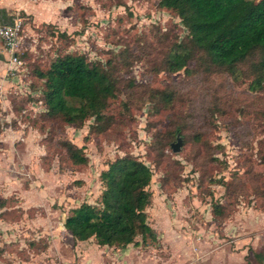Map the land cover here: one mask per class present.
I'll return each instance as SVG.
<instances>
[{"label": "rangeland", "instance_id": "rangeland-1", "mask_svg": "<svg viewBox=\"0 0 264 264\" xmlns=\"http://www.w3.org/2000/svg\"><path fill=\"white\" fill-rule=\"evenodd\" d=\"M158 1L59 0L54 22L18 11L25 16L17 52L23 63L13 69L0 59V264H56L77 252L98 264V245L73 238L62 223L70 205L98 200L101 170L124 154L152 169L146 209L156 225L171 218L190 230V224L214 221L219 238H227L224 222L236 219L240 208L264 212V80L252 82L264 52L232 72L193 50L186 70L168 72V52L176 42L187 43V29ZM74 50L109 58L116 69L118 90L108 100L107 120L97 124L100 131L89 128L92 118L80 127L43 119L38 100L29 99L41 87L34 69ZM178 136L182 145L174 151ZM62 137L83 145L88 161L72 164L59 145ZM219 241L232 248L227 239ZM254 252L249 246L245 264H264Z\"/></svg>", "mask_w": 264, "mask_h": 264}, {"label": "trees", "instance_id": "trees-1", "mask_svg": "<svg viewBox=\"0 0 264 264\" xmlns=\"http://www.w3.org/2000/svg\"><path fill=\"white\" fill-rule=\"evenodd\" d=\"M158 3L178 15L187 29V43L176 42L168 52L165 62L168 72L182 67L186 70L193 50L200 51L212 65L232 72L254 52H264V0H159ZM9 18L0 7V21ZM58 32L68 35L65 30ZM253 66L259 72L252 82L260 86L264 80V54ZM115 71L109 58L103 62L76 50L58 52L47 66L34 69L41 87L39 96L29 99L38 100L43 119L60 118L65 124L80 127L92 118L89 128L100 131L102 127L97 124L107 120L108 100L118 90ZM154 93L165 100L171 98L166 89H155ZM59 145L64 147L72 164L88 161L84 146L71 138L62 137ZM261 162L264 163V154ZM151 177L152 169L142 159L132 154L115 157L100 172L103 187L98 200H83L70 207L64 226L75 239L94 236L99 244L118 247L136 242L137 236L154 238L146 211L151 201ZM212 211L218 213L220 207L215 206Z\"/></svg>", "mask_w": 264, "mask_h": 264}, {"label": "crops", "instance_id": "crops-1", "mask_svg": "<svg viewBox=\"0 0 264 264\" xmlns=\"http://www.w3.org/2000/svg\"><path fill=\"white\" fill-rule=\"evenodd\" d=\"M0 7H3L7 14L12 13L11 8L17 11L23 10L32 21L54 22L57 19L54 14L56 12L59 14L60 2L59 0H0ZM64 9L62 8L61 11ZM0 52L6 58L7 67L11 66L8 51L3 48ZM77 204L70 205L68 209ZM146 211L150 214V208ZM234 215L236 219L230 217L224 222V234L228 236L227 238H219L214 221L208 226L203 225L202 222H197V225L193 223L190 224L191 229L186 230L183 225L177 226L171 218L164 219L156 225L149 220L151 217L148 215V223L155 233V237H151L152 243H155L156 238L159 239L155 245L145 241L147 237L138 236L136 242H129L120 247L99 244L92 236L82 240H93V243L98 245L97 251L102 254L98 255V264H245L249 246L255 250L253 254L261 256L260 259L264 262V254H261L264 246V212L254 208H248L247 211L246 208H240ZM62 226L66 229L63 223ZM70 235L72 236L71 233ZM221 239H227L226 242H229L232 248L219 246ZM89 246L84 249L85 252ZM92 259L93 257L83 252H77L74 258L71 255V259L64 256V262L74 264H91Z\"/></svg>", "mask_w": 264, "mask_h": 264}, {"label": "built area", "instance_id": "built-area-1", "mask_svg": "<svg viewBox=\"0 0 264 264\" xmlns=\"http://www.w3.org/2000/svg\"><path fill=\"white\" fill-rule=\"evenodd\" d=\"M8 15L10 17L8 20L0 21V41L9 53L8 59L11 63V68L16 69L23 63V60L17 52L22 40L21 31L25 23V16L20 14L18 11L9 13ZM56 264L74 263L62 261Z\"/></svg>", "mask_w": 264, "mask_h": 264}, {"label": "water", "instance_id": "water-1", "mask_svg": "<svg viewBox=\"0 0 264 264\" xmlns=\"http://www.w3.org/2000/svg\"><path fill=\"white\" fill-rule=\"evenodd\" d=\"M182 138L180 136L177 137L176 141L171 142V147L174 151H177L181 148Z\"/></svg>", "mask_w": 264, "mask_h": 264}]
</instances>
